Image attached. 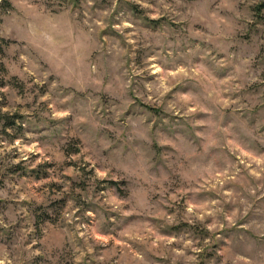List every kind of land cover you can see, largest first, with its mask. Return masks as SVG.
I'll return each mask as SVG.
<instances>
[{
  "label": "rangeland",
  "instance_id": "rangeland-1",
  "mask_svg": "<svg viewBox=\"0 0 264 264\" xmlns=\"http://www.w3.org/2000/svg\"><path fill=\"white\" fill-rule=\"evenodd\" d=\"M264 0H0V264H264Z\"/></svg>",
  "mask_w": 264,
  "mask_h": 264
},
{
  "label": "trees",
  "instance_id": "trees-1",
  "mask_svg": "<svg viewBox=\"0 0 264 264\" xmlns=\"http://www.w3.org/2000/svg\"><path fill=\"white\" fill-rule=\"evenodd\" d=\"M262 9H264V3L258 6L256 10L260 13Z\"/></svg>",
  "mask_w": 264,
  "mask_h": 264
}]
</instances>
